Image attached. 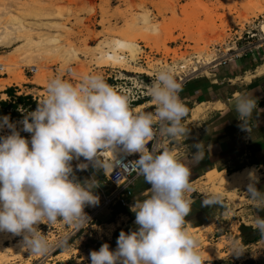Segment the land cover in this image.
Wrapping results in <instances>:
<instances>
[{
	"label": "rangeland",
	"instance_id": "1",
	"mask_svg": "<svg viewBox=\"0 0 264 264\" xmlns=\"http://www.w3.org/2000/svg\"><path fill=\"white\" fill-rule=\"evenodd\" d=\"M4 1L5 5H3ZM16 4L22 8V11L15 12L19 8ZM0 5L6 6L11 14L15 13L21 19L25 17L22 20L25 25L31 24L35 39L39 38V34L40 39L43 34V39L48 41L58 38L56 42H52V45L50 41V43L45 42L51 51L46 46H44L47 48L46 51H43L44 48H41V51L33 47L34 49H31V52L27 51L26 55L21 54L23 59L18 56L19 67L14 71L21 72L24 76L20 74L23 83L19 82L16 84L18 86L10 84L17 88L18 95L29 91L28 94L38 102L45 97L47 83L54 78L76 84L82 77L96 74L102 76L117 91L126 90L131 97L133 110L143 106L137 110L154 112L155 107L149 105L151 98L146 94L147 89L144 86L153 83L154 73L160 68L171 66L176 80L179 82L178 78H183L184 81L180 84H184L196 77H208L210 73H216L223 58L229 59L230 56L240 53L242 55L240 60L243 62L245 58H249L250 64L245 66L247 72L252 71L251 74L257 75L256 71L259 69L262 70L261 74L264 73V45L259 46L264 42V0H0ZM13 5L18 8L14 9L16 7ZM1 15L0 20H4L6 17ZM22 39L15 41L11 48H0V57L4 59L14 55L16 49L25 46L26 41ZM116 40L134 43L136 47L134 55L119 51L120 56L125 58L122 66H114L110 63L99 66L97 56L110 51ZM32 46L35 45L27 48ZM71 48L76 50L74 51L79 58L67 52L68 49L71 51ZM246 49L248 56L245 55ZM42 52L45 55L50 54L41 55ZM28 54H32L30 57L34 58V65L45 71L46 79L44 78L43 82H35V74L30 72L29 67L33 58H29ZM62 54L63 56H59ZM60 57L62 58L58 59ZM179 67L183 68L179 69ZM256 67L258 68L253 73ZM108 75L112 77L116 75L117 81L106 78ZM4 78L7 80H3ZM0 79L6 84L11 78L6 74H0ZM12 86L6 85L0 92ZM2 98L6 97L3 95ZM138 103L142 104L137 105ZM187 108L188 113L182 123L190 133L192 131L190 125L196 127L194 123L199 119L200 114L196 113L199 107L195 106L192 110L191 106ZM158 125L154 124V128ZM3 131L6 132L8 129L5 128ZM30 135L28 133L26 139H30ZM190 144L192 141L188 137L170 141L162 136L154 147L157 146L158 153L166 148L174 151L178 159L181 154L190 153L187 152L191 148ZM151 146L150 143L148 148L151 149ZM181 158L183 161L186 160L184 156ZM98 159L103 165V157L99 156ZM182 160L179 161L191 170V180L195 171L189 166L190 162H182ZM71 164L77 181L83 183L85 180H93L97 183L93 193L99 197L98 205L84 208L88 220H81L78 223L60 221L51 225H38L49 244V251L44 255H31L25 250L22 245L23 236L0 232V259L4 260L1 261L3 264H54L70 259L75 260L76 264H91L89 253L84 248L86 242L89 239H110L115 228L127 225L128 219L125 216H118L113 223L108 224L110 206L105 203L100 189L105 196L109 195L111 189L103 185L102 177L89 172L90 168H93L92 165L85 170H77V163L74 160ZM100 170L104 172L103 167ZM81 171H85V174ZM226 172L223 171L222 174L218 171L208 172L191 185L192 190H203V192L200 191L201 194H198L195 191L193 195L195 200L191 203L190 214L185 218L187 221L185 227L193 228L194 224L201 222L205 225L211 224L207 229L194 228L192 234L199 240L201 253L214 257V260L244 264V261L252 259L255 264H264V237L249 243L259 236V232L252 226L253 219L257 216L264 217V207L258 208L245 195L247 191L245 185L254 179V173L252 171L253 179L248 182L246 176L239 179L241 182L244 180L242 183L246 182L244 186L225 188L228 181L226 178L230 174L228 170ZM213 186H221V190L216 191ZM255 186L258 191L264 192V177L258 182L256 180ZM150 187L144 182L143 177L136 180L132 188L134 195L130 206L136 200L147 198L150 195L147 191ZM207 188H210L211 194L221 196L219 204L202 205V201L209 196ZM226 195L228 199L223 198ZM220 222L226 225L224 231L212 237V233L217 228L215 224ZM220 234L226 235L221 237ZM234 238L240 240L235 241ZM65 245L68 246L64 249ZM59 251L62 252L58 253Z\"/></svg>",
	"mask_w": 264,
	"mask_h": 264
},
{
	"label": "clouds",
	"instance_id": "2",
	"mask_svg": "<svg viewBox=\"0 0 264 264\" xmlns=\"http://www.w3.org/2000/svg\"><path fill=\"white\" fill-rule=\"evenodd\" d=\"M144 87L154 112L133 110L128 92L117 91L100 75H86L76 84L54 78L36 109L20 122L22 129L8 116L0 117V130L8 129L0 135V232L23 236L22 245L31 255L46 254L49 244L38 225L88 220L84 208L99 203L93 193L97 183L77 181L71 162L83 157L98 171L103 152L137 154L138 159L122 165L143 177L150 195L131 206L135 230L120 231L115 250L104 243L90 251L91 264H205L198 238L185 227L192 203L187 195L192 191L191 170L174 151L154 153L147 146L157 131L170 141L188 137L181 85L169 66L158 69L153 83ZM234 104L240 127L249 131L256 98L237 94ZM20 131L31 134L30 139ZM192 147L193 158L202 157L204 145ZM88 166L79 163L76 169ZM245 195L264 207V192L255 182L247 185ZM220 202L212 194L202 205ZM252 226L264 237V217H255Z\"/></svg>",
	"mask_w": 264,
	"mask_h": 264
},
{
	"label": "crops",
	"instance_id": "3",
	"mask_svg": "<svg viewBox=\"0 0 264 264\" xmlns=\"http://www.w3.org/2000/svg\"><path fill=\"white\" fill-rule=\"evenodd\" d=\"M262 45L264 42L259 46ZM245 51L247 55L248 50ZM241 57L240 53L230 56L229 61L225 65H220L216 73H210L208 77H196L181 85L179 97L186 107L191 106L192 110L195 106L207 105L206 111L200 114L199 119L194 123L196 127L190 125L192 131L188 132V138L192 144L187 150L190 153L181 154L178 158L182 160L181 156L186 157V160L182 162H190L189 166L195 171L194 177L190 180L191 185L208 172L215 171L222 174L223 171L228 170L230 173L228 178L244 170L253 171L254 179L250 183L256 180L258 182L261 177H264V73L255 75L254 72L259 66L253 70L254 74H251L252 71L247 72L245 66L250 64L249 58H245L243 62L240 60ZM250 60L252 61L251 58ZM15 86L18 85L15 84ZM28 93L29 91L25 94ZM237 94L254 96L257 100V109L248 121L249 131H244L240 127L241 122L238 120L234 104ZM217 104L221 107H216ZM196 143L204 145L203 155L193 158L196 149L192 145ZM155 153H158V150ZM250 183L248 182L246 186ZM209 190L210 188H207V193L212 195ZM195 191L198 194H201L200 191L203 192V190H192V193L188 195L191 202L195 200L193 197ZM223 198L228 199L227 195ZM215 225L217 228L212 233V237L216 233L223 232L226 226L224 222ZM208 226L210 227L211 224L205 225L201 222L187 229L193 233L194 228L206 227L207 229ZM225 235L220 234L221 237ZM234 240L237 241L240 238H234ZM205 263L210 264V262Z\"/></svg>",
	"mask_w": 264,
	"mask_h": 264
},
{
	"label": "bare ground",
	"instance_id": "4",
	"mask_svg": "<svg viewBox=\"0 0 264 264\" xmlns=\"http://www.w3.org/2000/svg\"><path fill=\"white\" fill-rule=\"evenodd\" d=\"M18 1V0H17ZM27 2V1H26ZM1 3H3V2H1ZM14 3H16V2H14ZM22 3V2H21ZM19 4V3H18ZM3 5H5V1H4V3H3ZM2 5V6H3ZM17 5V4H16ZM1 5H0V8L2 7ZM18 7H16V6H14L13 5V7H16V8H14V9H17V10H15V12H20V11H22V8H20V6L19 5H17ZM4 7V8H3ZM2 7V9H0V14H2L1 16H3V17H6V18H4V20H0V48H11V45L15 42V41H19L21 38H23V39H25V41H26V43H25V46H23V47H21V48H19V49H16L17 51H15L14 52V55H9V57L8 58H4V59H2L1 57H0V74L2 75H4V74H6V75H8L9 76V78H11L10 79V81L9 82H7L6 84H4L3 82H2V79H0V90L1 89H3L4 88V86H6V85H8V86H12V84H10V83H13V84H18L19 82H21L22 81V77H21V72L19 71V72H15L14 70H17L18 69V58H20V57H22L21 59H23V56L21 55L22 53H25V55L28 53L27 51H29V52H31L30 50L31 49H34L33 47H36V48H38V49H40L41 50V48H44V46H46L48 49H49V45H46L45 44V42H51V45H52V42H56V40L58 39V38H54V39H51V40H47V39H43V34H42V38L40 39V34L38 35L39 36V38H38V36H37V38L38 39H35L36 37H35V35H34V30L30 27V25L28 26V25H25L24 24V22H23V18H25V17H23L22 19L21 18H19L18 16L19 15H15V13H14V15L13 14H11L12 12L10 11H8L9 9H6L7 7L6 6H3ZM6 7V8H5ZM24 7V6H23ZM9 8V7H8ZM24 9V8H23ZM12 10V9H11ZM13 11V10H12ZM19 14V13H18ZM21 14V13H20ZM22 15V14H21ZM24 16V15H23ZM21 17V16H20ZM2 18V17H1ZM27 19V18H26ZM245 19H246V17H245ZM22 20V21H21ZM1 21H4V23H1ZM247 21V20H246ZM244 24V23H243ZM38 32V31H37ZM45 37H46V35H44ZM35 37V38H34ZM46 38H48V37H46ZM49 38H51V37H49ZM22 39V40H23ZM49 42V43H50ZM58 42H60L59 40H58ZM116 43L114 44V46L111 48V50L110 51H105L104 53H101V54H99L98 56H97V62H98V65L100 66V65H103L104 66V64L105 65H108L109 63L110 64H113L114 66L115 65H120V66H122L123 65V60L125 59V58H123L122 56H120V54L118 53L119 51H124V52H127V53H130L131 55H134V53H135V51H136V47H135V44L134 43H132V42H129V41H120V40H116L115 41ZM18 43V42H17ZM21 43V42H20ZM23 43V42H22ZM28 44V46H30V45H35V46H32V47H30V48H27L26 47V45ZM58 44V43H57ZM56 43H55V45H57ZM54 45V44H53ZM54 47V46H53ZM57 47V46H56ZM60 46H58L57 48H59ZM47 48H44L43 49V51H46V49ZM50 48H52V47H50ZM62 48V47H61ZM65 48V47H64ZM68 48V47H67ZM66 49V48H65ZM37 50V49H36ZM54 50V49H53ZM57 50V49H56ZM55 50V51H56ZM60 51H61V49H59ZM63 50V49H62ZM75 50V49H74ZM73 50V48H71V51H72V53H70L71 51L68 49L67 50V52L70 54V55H73L74 57H76V58H79L78 57V55H77V53L75 52ZM33 51V50H32ZM42 51V50H41ZM49 51H51V49H49ZM49 51H47V52H49ZM54 51V52H55ZM70 51V52H69ZM53 52V53H54ZM58 52V54H60L59 53V51H57ZM63 52H64V50H63ZM39 53H40V51H39ZM38 53V54H39ZM52 53V54H53ZM56 53V52H55ZM54 53V54H55ZM62 53V52H61ZM65 54H67L66 52H64ZM12 54V53H11ZM30 54V53H29ZM27 55L29 58H31L30 56L32 55ZM33 54H34V52H33ZM45 55V53L44 52H42L41 53V55ZM48 54H50V53H48ZM48 54L47 55H45V56H48ZM57 54V55H58ZM64 54V55H65ZM20 55V57H18ZM24 55V57H26ZM56 55V56H57ZM95 55V54H94ZM59 56H63V54L62 55H59ZM27 57V58H28ZM58 57V56H57ZM33 58V57H32ZM31 58V59H32ZM62 57H60V58H58V59H61ZM20 59V60H21ZM24 61H26V60H24ZM33 62H32V64L29 66L32 70H33V73L35 74V79H36V81L35 82H43V80H44V78L46 77L45 76V71L43 70V69H41L40 67H38V65L37 66H35L34 65V58H33V60H32ZM25 63V62H24ZM125 63V62H124ZM21 64H22V62H21ZM122 64V65H121ZM112 65V66H113ZM27 66V65H26ZM183 67H181V69H182ZM14 71V72H13ZM262 70H259L258 69V71H256V74L257 75H260L262 72H261ZM261 72V73H260ZM21 74V75H20ZM23 76V75H22ZM24 77V76H23ZM7 79H8V77H7ZM6 78H4L3 80H7ZM46 79V78H45ZM22 83H23V81H22ZM33 84H34V82H32ZM38 84V83H37ZM15 86V85H14ZM43 86V85H42ZM13 87V86H12ZM149 105H152L151 104V102H149ZM216 107H221V105L220 104H217L216 105ZM139 108H143V106H139L138 108H136V110L137 109H139ZM206 109H207V105H205V104H203V105H201V106H199V108H198V110H197V114H202L204 111H206ZM118 154L119 153H116V154H114L113 152H111V151H106V152H103V153H101L99 156L100 157H104L105 159H107V161H114L116 158H117V156H118ZM253 170V169H252ZM251 173H252V171H249V170H244V171H241V172H238V173H235V174H233V175H231L228 179H226V180H228L227 181V185L225 186V188H234V187H241L242 185L244 186L245 184H246V182L245 183H242V182H244V180L241 182V180H239L241 177H248L247 178V182H248V180H251V179H253V177H252V175H251ZM216 186V185H215ZM246 186V185H245ZM214 187V186H213ZM213 187H212V189H213ZM215 189L214 190H216L217 191V189L218 190H221V186L220 187H214ZM202 189V188H201ZM223 189V188H222ZM213 193V192H212ZM222 195V194H221ZM223 196V195H222ZM1 234V233H0ZM203 258H204V260L205 261H210V260H214V257H210L208 254H206V255H204L203 256ZM2 259H0V264L2 263V262H4V260L2 261ZM3 264V263H2Z\"/></svg>",
	"mask_w": 264,
	"mask_h": 264
},
{
	"label": "trees",
	"instance_id": "5",
	"mask_svg": "<svg viewBox=\"0 0 264 264\" xmlns=\"http://www.w3.org/2000/svg\"><path fill=\"white\" fill-rule=\"evenodd\" d=\"M3 95L6 97L5 99L2 98ZM38 103H39L38 100L34 99L32 95L29 94L18 95L16 87H9L4 91L0 92V117L8 116L10 122H16L17 130H20L22 129V123L20 122L24 119L25 115L36 109ZM140 104L142 103H138L137 105ZM7 133L8 131L5 132L3 130H0V135H4ZM20 134L22 137L27 138L28 133L20 131ZM74 161L77 164L88 163L89 166L92 165L90 162L85 161L83 157H81L79 160L74 159ZM89 172L96 174L98 177H103L101 170L97 171L94 168H90ZM81 173L85 174V171H81ZM118 216L127 217L128 219L127 225L115 228L111 234L110 239H104V240L89 239L84 245V248L88 253L90 251H98L101 245L104 243H107L109 245L110 251L115 250L116 240L120 231L123 230L125 233H128L129 230H135L136 227L134 224L135 215L132 211H130V209L123 207L120 204H115L110 206V219L108 220V224L113 223L115 218ZM258 234L259 236L252 239V241H250L249 243H253L261 239L262 236L260 235V233ZM67 246L68 245H65L64 249L67 248ZM60 252L62 251H59L58 253ZM54 264H76V263L75 260L70 259L67 261H58L55 262ZM210 264H230V262L225 260H220V261L214 260L211 261ZM244 264H255V262L252 259H248L244 261Z\"/></svg>",
	"mask_w": 264,
	"mask_h": 264
},
{
	"label": "built area",
	"instance_id": "6",
	"mask_svg": "<svg viewBox=\"0 0 264 264\" xmlns=\"http://www.w3.org/2000/svg\"><path fill=\"white\" fill-rule=\"evenodd\" d=\"M228 61L229 59L223 58L221 65H225ZM179 69H181V67H179ZM30 72L33 73L32 69L30 70ZM106 78H110L114 80V82L118 79L116 75H114V77H112V75H108ZM178 80L179 83L184 81L183 78H178ZM132 102H134V99L132 100ZM159 127L160 125H158L156 129H158ZM159 137H161V135L157 131L155 138L147 145L149 147V144L151 143L152 146L150 150L154 153L157 152L158 149L157 146L154 147V145L156 141L159 140ZM136 159H138L137 154L126 156L122 153H119L114 161H107V159H104L103 157L102 160L104 172L102 173V183L107 188L111 189V191L107 196L104 195L101 189L100 191L103 194L105 203L108 206L120 204L123 207H126L128 209L130 208V201L132 200L134 194L132 188L135 186L136 180L140 179L142 176H139L135 171L132 170L126 171L122 164H127L129 161H133Z\"/></svg>",
	"mask_w": 264,
	"mask_h": 264
}]
</instances>
